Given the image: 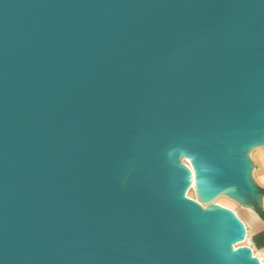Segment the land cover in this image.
<instances>
[{"label": "water", "instance_id": "1", "mask_svg": "<svg viewBox=\"0 0 264 264\" xmlns=\"http://www.w3.org/2000/svg\"><path fill=\"white\" fill-rule=\"evenodd\" d=\"M264 0H0V264H258ZM264 264V263H263Z\"/></svg>", "mask_w": 264, "mask_h": 264}, {"label": "crops", "instance_id": "2", "mask_svg": "<svg viewBox=\"0 0 264 264\" xmlns=\"http://www.w3.org/2000/svg\"><path fill=\"white\" fill-rule=\"evenodd\" d=\"M248 158L252 165L251 178L259 190L260 199L253 207L241 206L235 215L246 229L247 247L264 256V144L251 150Z\"/></svg>", "mask_w": 264, "mask_h": 264}, {"label": "rangeland", "instance_id": "3", "mask_svg": "<svg viewBox=\"0 0 264 264\" xmlns=\"http://www.w3.org/2000/svg\"><path fill=\"white\" fill-rule=\"evenodd\" d=\"M178 162L180 164H183L184 159L178 160ZM190 193L191 194H189V197L192 198V200H195V202H197L198 204H200L204 208L209 206V205H212V204H220V205H223L224 207L228 208L229 210H232V212L234 214H235V212L240 211V207H241L240 204L238 202H236V200L227 196L225 193H218L217 195H214L211 197H203L196 191L195 185L191 189ZM244 246L247 247L246 243L244 244ZM251 252H252V254L255 255L256 258H258L260 260L263 259L262 261L264 262V256L255 254L252 250H251Z\"/></svg>", "mask_w": 264, "mask_h": 264}, {"label": "bare ground", "instance_id": "4", "mask_svg": "<svg viewBox=\"0 0 264 264\" xmlns=\"http://www.w3.org/2000/svg\"><path fill=\"white\" fill-rule=\"evenodd\" d=\"M183 159H184L183 168L186 169L187 171H189V173L191 174V182H190L188 188L186 189V191L184 192V197H185L186 199L192 200V198L189 197V194H191L190 191H191V189L194 187L193 173H194V171H195V168H194V165H193L192 161H191L187 156L184 157ZM192 201L195 202V200H192ZM195 203H197V202H195ZM197 204H198V203H197ZM198 205H199L203 210L205 209V208L202 207L200 204H198ZM213 205H215V206H217V207H220V208H222V209H226V210L230 211L231 213H233L232 210H229L228 208L224 207L223 205H220V204H213ZM244 244H245V242H243V241H239V242H235V243H233V244L231 245L232 251L234 252V251H237L238 249L244 248V247H245ZM251 258H252L253 260L257 261L258 264H263V263H264V262L262 261L263 259L260 260V259L256 258L254 254L251 255Z\"/></svg>", "mask_w": 264, "mask_h": 264}]
</instances>
